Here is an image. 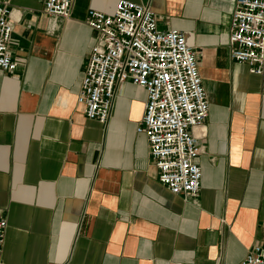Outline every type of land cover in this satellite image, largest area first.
Here are the masks:
<instances>
[{
  "label": "crops",
  "instance_id": "obj_1",
  "mask_svg": "<svg viewBox=\"0 0 264 264\" xmlns=\"http://www.w3.org/2000/svg\"><path fill=\"white\" fill-rule=\"evenodd\" d=\"M120 0H74L52 19L39 0H11L14 72L0 70L3 264H241L264 249V72L230 57L236 0H129L149 5L161 31L197 54L210 103L196 198L159 181L144 134L147 93L118 85L111 119L78 103L97 34L90 10Z\"/></svg>",
  "mask_w": 264,
  "mask_h": 264
},
{
  "label": "built area",
  "instance_id": "obj_2",
  "mask_svg": "<svg viewBox=\"0 0 264 264\" xmlns=\"http://www.w3.org/2000/svg\"><path fill=\"white\" fill-rule=\"evenodd\" d=\"M54 20L71 18L74 0H39ZM11 0H0V70L14 72L19 63L10 53L14 25ZM87 25L97 42L85 67L78 103L89 120L106 124L112 117L117 87L131 82L146 91L147 103L137 132L149 144L159 181L174 195L198 197L202 153L195 129L204 128L210 103L203 87L196 51L177 30L161 31L149 5L120 0L113 14L95 10ZM230 57L247 63L256 75L264 72V0H236L232 12ZM8 220L0 209V264ZM241 264H264L256 245Z\"/></svg>",
  "mask_w": 264,
  "mask_h": 264
}]
</instances>
